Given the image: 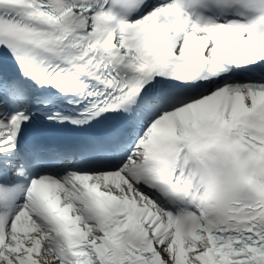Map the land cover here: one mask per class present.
I'll use <instances>...</instances> for the list:
<instances>
[{
  "label": "snow or ice",
  "instance_id": "obj_1",
  "mask_svg": "<svg viewBox=\"0 0 264 264\" xmlns=\"http://www.w3.org/2000/svg\"><path fill=\"white\" fill-rule=\"evenodd\" d=\"M0 264H264V0H0Z\"/></svg>",
  "mask_w": 264,
  "mask_h": 264
}]
</instances>
